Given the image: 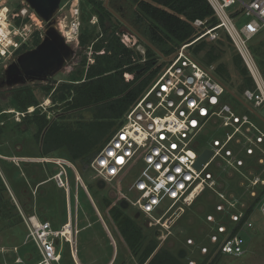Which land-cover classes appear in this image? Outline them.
<instances>
[{"label":"built area","instance_id":"built-area-1","mask_svg":"<svg viewBox=\"0 0 264 264\" xmlns=\"http://www.w3.org/2000/svg\"><path fill=\"white\" fill-rule=\"evenodd\" d=\"M8 1L0 0V57L4 62L21 45L29 42L28 38L31 34L33 37L34 31H38L40 37L43 33L42 24L32 30V22L23 21L26 17L38 20L32 9L30 15L25 8L11 10ZM206 1L217 18L216 25L203 27L191 42L183 43L163 59L165 64L157 76L124 111L120 127L89 163L94 179H102L107 184L113 180L125 181L124 191L112 188L119 194V199L127 200L128 206L132 205L143 218L152 219L165 228H169V224L204 189H213L216 168L223 166L243 174V170L252 166L258 165V170L264 167V77L249 49L251 39L264 29V0ZM237 5L240 13L232 16L231 12ZM239 16L246 18L240 26L237 25ZM204 22L195 20L194 25L201 26ZM219 30L230 38L253 82L252 87L245 88L239 96L231 90L238 98L226 90L228 87L216 74L214 64L201 63L188 49L190 44L201 38L217 39ZM73 33L77 35L76 29ZM230 96L233 102L228 100ZM12 111L6 109L0 113ZM215 129L222 130L221 137L212 135ZM204 149H210L212 154L197 168L195 162ZM0 158L16 166L21 162L53 164L56 171L48 180H54L67 195L70 192L67 169L72 171L75 184L84 186L76 167L67 158L5 156L1 153ZM260 176L252 178L254 188L264 186V177ZM43 182L35 184L33 195ZM255 190L257 193V189H253L252 195H255ZM126 193H129V198ZM217 196L220 201L214 204V212L206 215L209 222H214V230L208 239L215 244L223 236L218 246L221 254L242 256L246 246L242 232L254 226L253 213L245 217V209H237L238 202L233 198L227 199L221 192H217ZM75 199L77 202V193ZM67 208L70 212L69 199ZM257 211L264 224V192L259 197ZM17 213L26 231L21 245L32 244L35 252L25 251L23 256L16 254V264H29L24 262V256L32 261L31 264H59L62 242L68 244L75 264H78L73 241V233L77 234L78 229L76 226L73 228L71 218L54 226L35 212L24 213L18 205ZM225 213L232 225L241 222L234 234H229L227 226L216 218ZM199 249L202 254L207 252L206 246ZM17 250L18 246L0 247L1 254L16 253ZM188 264L195 262L188 260Z\"/></svg>","mask_w":264,"mask_h":264},{"label":"rangeland","instance_id":"rangeland-1","mask_svg":"<svg viewBox=\"0 0 264 264\" xmlns=\"http://www.w3.org/2000/svg\"><path fill=\"white\" fill-rule=\"evenodd\" d=\"M243 1L246 2L248 0ZM8 5L11 10L25 8L28 15L32 12L23 0H9ZM238 7L239 5L235 8ZM119 16L120 15L114 11L112 20L118 28L121 40L127 46L134 47L143 54L145 51L143 42L139 40L138 36L133 33L131 29L127 28L126 25L120 24L116 20ZM37 19L38 20L35 21L31 19V17L28 19L29 22H32V30L39 28L40 24L44 27L41 20L38 17ZM56 19L62 34L65 35L71 27H74L77 35L72 33L74 38L68 41V43L73 46L75 53L67 62L66 67L54 76L55 82L52 83L54 86L62 81L79 78L80 73H78V70L81 69V59L86 57L87 63L93 61L90 49L79 46L77 39L78 34L81 32L98 33L101 30L97 24V17L93 14L92 8L86 0H61ZM245 19V17L239 16L237 25L240 26ZM223 34L224 32L222 30L217 32V37L220 38L222 44L220 48H218L219 45L216 43L217 48L215 47V50L218 52L219 58L215 62L216 64L222 62L226 66L231 76L229 80L226 81L225 85L232 90L236 89V85L240 80L232 60V55L236 51ZM259 36H264V30L261 31ZM31 38L32 34L28 38V46H31ZM215 40L216 39L205 37L206 42L214 45L216 42ZM207 48L208 47H205L195 55L203 64L206 62L205 50ZM167 57L161 58L159 62H162L163 59ZM3 62V58L0 57V65L3 64ZM132 76V74L128 73L125 75L127 79L132 78ZM31 84H34L31 90L32 96L37 103V108L34 111L36 116L43 113L50 123L52 121L64 123L70 129L76 128L79 122L89 121L93 118V108L67 111L63 102L57 103L52 99L51 92L44 88V86H46L44 82H34ZM228 100L233 102L231 96ZM6 109L21 111L13 99L6 102L0 100V111ZM31 123L32 122L28 121V118L23 119L16 113L7 115L0 114V124L2 126L0 153L2 155H42V134L38 141L34 136L37 132V127H33ZM47 125H49V123ZM222 133V130L215 129L212 135L221 137ZM48 155L71 160L84 186L80 184L79 186L76 185L72 171L67 169L70 186L69 195L65 194L63 189L59 188L54 180L42 183L40 187H37V191L35 195H33L32 192L35 189V183L41 179H47L48 176L56 171V167L51 163L43 164L39 162H21L20 166H16L11 161L0 158L1 179L6 190H2L3 202L0 203V208L2 210L5 208L8 210L10 209L9 214L12 215V217L7 218V216L1 213L2 210L0 209V247L11 248L13 246H18L16 253L13 251H9L5 254L0 253V264H16L14 262L16 254H21L23 256V251H28V253H30L34 250H32L31 245H29V249L32 251L21 245L26 231L22 222H18L17 216L15 215L17 212V205L27 214L31 212V203L34 204V206L36 205L37 210L40 212V208H42L43 213H46L47 219H49L54 226H58L65 221L68 199L71 201L70 218L72 226L73 228L76 226L78 229L77 234L73 233V241H75L77 257L81 264H138L136 256L131 253L130 249L119 235L111 217L110 208L112 205L115 206L116 201L111 200L109 205L104 202L106 201L104 198L108 196L109 190L115 188L118 189V191H124L126 182L122 180L120 182L113 180L106 185L105 189L98 188L96 185L97 179L92 177L89 165L84 166L80 161H73L70 159L65 147L56 149L48 153ZM261 167L258 170V165L252 166L247 170H243V174L223 166L216 168L213 173V180L215 182L213 189L208 187L204 189L194 202L190 206L185 207L177 219L169 224V228L161 227L152 219L143 218L141 216L139 224L145 235L144 244L151 236L155 235L159 242H166L171 246L173 251L177 248L186 250L187 254L185 255V259L187 257L197 262L201 256L200 246L204 245L209 247L208 235L214 230V222H209L205 216L206 213L211 211L212 205L214 206L215 203L220 201L217 192H221L227 199L233 198L238 202L236 206L237 209H246L255 200L256 190L255 195H252L251 191L253 189H258V187H253L252 178L254 175H264V167ZM76 193L77 202L75 199ZM126 196L129 198V193H126ZM14 199L17 202L14 201ZM54 202L56 203L55 206H57V210L54 206H50ZM257 205L258 201L255 202V211L253 213V217L257 223H254L255 225L252 229L242 232L246 241L244 254L240 257L224 255L218 259L216 264H264V224L262 223L260 214H258ZM123 213L134 214L135 208L130 205L123 210ZM255 215L257 216L255 217ZM216 222H218L217 219ZM188 238L192 240V243L188 242ZM23 248L25 250H23ZM60 251L61 260L59 264H75L67 243H61ZM34 257H37L36 254ZM24 262L29 264L32 263L31 260L27 259V256H24Z\"/></svg>","mask_w":264,"mask_h":264},{"label":"trees","instance_id":"trees-1","mask_svg":"<svg viewBox=\"0 0 264 264\" xmlns=\"http://www.w3.org/2000/svg\"><path fill=\"white\" fill-rule=\"evenodd\" d=\"M86 1L91 6L93 14L96 15L97 24L101 30L98 33L81 32L77 39L80 47L90 49L93 61L87 63L86 57L80 60L79 78L62 81L56 86L47 84L44 88L51 92L55 102H63L69 111L93 108V118L79 122L76 128L70 129L64 123L56 121L50 123L43 113L28 117L29 122L37 123L35 137L38 141L44 128L47 127L41 140L42 155H48L56 149L65 147L70 159L78 160L84 166L89 165L98 150L120 127L124 111L157 76L165 64L164 61L159 62V60L172 54L183 43L191 42L203 27H213L217 23V18L206 0H108L107 6H104V0ZM111 10L120 15V18L117 17L116 20L131 29L143 42L145 46L143 54L134 47L127 46L121 40L118 28L112 20ZM239 13L240 10L236 8L231 15L236 16ZM27 20V17L23 18V21ZM195 20L205 22L201 26H195ZM263 30L251 39L249 49L264 77V36H259ZM223 35L231 43L228 35L225 33ZM40 39L39 32L34 31L31 46L38 44ZM215 41L214 45L206 42L205 38H201L190 44L188 49L195 57L198 52L208 47L205 50V64L215 63L216 74L226 83L231 75L222 62L217 64L215 62L219 58L215 47L217 48L218 44L220 48L222 44L220 38ZM24 47L26 46L22 45L23 49ZM232 60L240 77L236 85V95L239 96L245 88L252 87L253 82L237 52L233 53ZM126 73L132 74V78L127 79ZM31 89L27 87L14 92L13 100L19 109L25 110L26 107L36 104ZM53 174L54 172L47 179H41L35 184L50 181L48 178ZM40 186L41 184L38 187ZM258 189L255 200L245 209V217L254 213L255 202L264 192V186ZM2 190L6 191L0 176V203L3 202ZM104 200L109 205L111 198L107 196ZM5 209L1 210H8ZM123 210L119 203H115V206L112 205L110 208L111 217L119 235L131 253L136 256L138 264H188V260H192L187 257L186 259L185 257L180 258L178 252L181 248L173 251L169 244L159 242L155 235L144 244L145 235L139 224L140 218H134V214H125ZM213 212L214 206L212 205L211 211L206 215ZM15 215L18 222H21L19 214L16 212ZM253 215L252 218L256 224ZM66 218L65 212V221ZM216 218L227 226L229 234H234L241 224L240 222L232 225L226 213ZM222 237L220 236L219 242L215 244L209 241V247L206 246L207 252L200 253L201 256L195 264H216L218 259L224 256L218 250ZM29 245L33 250V245ZM29 245L24 247L29 249Z\"/></svg>","mask_w":264,"mask_h":264},{"label":"water","instance_id":"water-1","mask_svg":"<svg viewBox=\"0 0 264 264\" xmlns=\"http://www.w3.org/2000/svg\"><path fill=\"white\" fill-rule=\"evenodd\" d=\"M32 9L37 17L43 22V33L38 44L17 55L4 70L1 79L8 87L24 85L33 82H48L58 72L66 67L67 62L73 57L75 51L73 46L68 43L58 26L56 14L60 9L61 0H23ZM108 0H104L107 6ZM114 14V11L111 10ZM226 90L234 97L238 98L229 88ZM46 128L42 132V136ZM210 149H204L198 156L195 166L201 167L211 156ZM98 188L103 189L105 182L97 180ZM116 196L114 189L109 190L108 197L113 199ZM122 209L128 207V201L119 200ZM139 217V212L134 213V218ZM58 240L55 239V243ZM186 250L180 249L178 256L184 258Z\"/></svg>","mask_w":264,"mask_h":264},{"label":"flooded vegetation","instance_id":"flooded-vegetation-1","mask_svg":"<svg viewBox=\"0 0 264 264\" xmlns=\"http://www.w3.org/2000/svg\"><path fill=\"white\" fill-rule=\"evenodd\" d=\"M23 45L26 46V47H24V49L22 48V45H21L16 50L15 54L9 58V60L5 61L3 64L0 65V100H2V102H6V101H8L10 99H13L14 92H16L17 90H21V89L27 88V87H30L31 88L34 85V84H31V83H27V84H24V85H18V86H14V87H8L4 83V80L1 79L2 75L4 74L5 68L11 62H13L16 59L17 55H19L20 53L24 52L25 50L33 47V46H28V43H25ZM54 82H55V80H54V77H53L48 82H44V83H45V85H47V84H52ZM35 105L36 106H34V105L28 106V107H26L25 110H21V111H16L15 109H13L12 113H18L23 119H27L28 117H31V116H36V114L34 113V111L37 108V103ZM66 110L69 111L68 109H66ZM0 114H2V113H0ZM8 114H10V113H8ZM4 115H7V114H4ZM31 124L33 125V127H35V126L37 127V123L36 122H32ZM34 136H35V134H34ZM106 185H107V183L105 182V187H106ZM105 187L103 189H105ZM111 200H115L116 203H118L119 200H120L119 199V194L116 192V196L113 199H111ZM9 211H10V209L7 210V211H2L1 213L3 215L7 216V218H10V217H12V215L9 214ZM140 217H141V215L139 214V217L138 218H140Z\"/></svg>","mask_w":264,"mask_h":264},{"label":"crops","instance_id":"crops-1","mask_svg":"<svg viewBox=\"0 0 264 264\" xmlns=\"http://www.w3.org/2000/svg\"><path fill=\"white\" fill-rule=\"evenodd\" d=\"M230 89V88H229ZM231 90V89H230ZM232 91H236V89H232ZM30 200V199H29ZM71 202V201H70ZM25 203V202H24ZM24 203H23V206H24ZM37 204V203H36ZM55 202L53 203V204H51L50 206L52 207V206H54L55 207V209L57 210V206H55ZM36 206V205H35ZM34 206V204H32L31 203V207H30V213H32V212H35L39 217H41L42 216V218H46L47 219V217H46V213L44 214L43 213V210H42V208H40V210H41V212L40 211H38L37 210V206L35 207ZM39 209V208H38ZM69 209H71V208H69ZM48 210V209H47ZM66 216H67V218H69L70 219V216H71V212H68V208H67V211H66ZM67 218H66V220H67ZM49 220V219H48ZM52 223V222H51ZM86 227V226H85ZM111 240V239H110ZM75 256H77V253H76V255ZM76 258V257H75ZM78 258V257H77ZM79 260V259H78ZM80 262V261H79ZM80 264H81V262H80ZM106 264H108V263H106Z\"/></svg>","mask_w":264,"mask_h":264},{"label":"bare ground","instance_id":"bare-ground-1","mask_svg":"<svg viewBox=\"0 0 264 264\" xmlns=\"http://www.w3.org/2000/svg\"><path fill=\"white\" fill-rule=\"evenodd\" d=\"M74 30H75V28L74 27H71L70 30L67 33H65V35L63 34L66 37L67 41H70V40H72L74 38V36L72 35V33L74 32ZM75 257H76V261L78 262V264H80L77 256H75Z\"/></svg>","mask_w":264,"mask_h":264},{"label":"snow or ice","instance_id":"snow-or-ice-1","mask_svg":"<svg viewBox=\"0 0 264 264\" xmlns=\"http://www.w3.org/2000/svg\"><path fill=\"white\" fill-rule=\"evenodd\" d=\"M120 162L122 163L123 161L121 160Z\"/></svg>","mask_w":264,"mask_h":264}]
</instances>
